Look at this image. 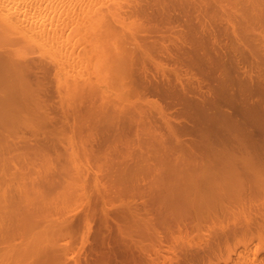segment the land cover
<instances>
[{"label": "rangeland", "instance_id": "1", "mask_svg": "<svg viewBox=\"0 0 264 264\" xmlns=\"http://www.w3.org/2000/svg\"><path fill=\"white\" fill-rule=\"evenodd\" d=\"M139 1L135 6L130 0L97 1L102 6L97 9L88 3L83 8L79 1L83 10L100 11L92 12L94 17L90 12L86 27L89 12L82 19V10L73 7V26L82 24L85 35L71 26L65 32H76L71 37L78 45L66 41L60 51L72 53L74 59L66 58L73 63L66 66L64 56L54 59L50 50L31 47L30 56L38 58L25 54L23 62L34 70L48 61L43 66L59 73L45 71L51 80L44 85L47 76L35 69L28 77L39 81V89H34L36 81L30 85L33 80L26 89L20 79L7 81L16 96L22 89L25 102L13 98L27 110L19 115L18 108L12 117L0 114V213L6 216L0 214V240L9 236L13 247H24L27 254L14 247L19 254L11 258L12 244L1 241L0 251L5 245L9 252L3 254L13 260L4 261L1 254L0 264H264V0ZM115 2L133 6L131 17ZM101 9H112L117 18L103 11L111 16L101 24ZM78 17L87 24H79ZM122 28L138 31L129 35ZM102 35L113 37L106 42L114 39V44H106ZM91 37L105 43L95 45L98 40ZM120 45L132 63L125 57L128 62L123 58L125 66H120ZM7 71L8 78L17 79L12 69ZM85 84L93 91L85 93ZM6 95L0 98L7 101ZM145 211L154 214L145 216L149 223ZM27 225L42 233L40 238L56 227L47 235L54 244L40 245L41 234L31 232L28 238ZM22 232L28 241L37 236L32 239L41 248L28 244Z\"/></svg>", "mask_w": 264, "mask_h": 264}, {"label": "bare ground", "instance_id": "2", "mask_svg": "<svg viewBox=\"0 0 264 264\" xmlns=\"http://www.w3.org/2000/svg\"><path fill=\"white\" fill-rule=\"evenodd\" d=\"M81 2V5H82V3L84 2V1H82V0H0V57L2 58V59H4L3 60V62L6 60V58H7V60H8V68L10 67V69H6V66H7V63L6 62H2V61H0L1 62V64H2V67H5V70H4V68H3V70L2 69H0V73H1V75H0V81H2L0 84H1V86L3 87H1L2 88V90H1V88H0V92L2 91V94L5 96L6 95V93H8L6 96H8V97H6V99H7V101H8V103H7V101H4V99H2V98H0V102L3 100L4 102H6V103H4V102H1V103H3V104H1L0 105V114L1 115H5V116H7L8 114H10V112H14V110H15V112L14 113H11L13 116H15V114L18 116V112H19V115L21 114L20 113V111H23V110H27V109H24L23 107H25L24 106V104H22V103H20V105H18V97H20V100H23V97L21 98V96L23 95V91H22V89H20L21 90V92L18 94V96H16V92H15V90H14V92H15V96H14V92H13V87L10 89V87L12 86H10L8 83H10L11 82V84L13 83V81H18L19 79H20V81L21 82H17V83H19V85H20V87H22L23 89H26V88H29V86L31 85V86H33V82H35L36 81V79L35 80H33V78H32V80H29V77H28V75H31L32 73H37V71H40V73H41V77H42V75H45V76H47V78H46V80H45V78H43V80H45V83H44V81H43V84L45 85V84H49V83H47V82H49L51 79L49 78V75H52V73H51V71H52V67L50 68V69H47L45 66H43V65H46L47 66V64H49V63H47L48 61H46L47 59L45 58V57H43V58H45L44 60L46 61V63L43 61V59H41V57L43 56V54H41V56L39 57V59H41L42 61H43V63L42 62H40L41 60H39V62H40V64H42V66L43 67H45L46 69H44L42 66H36L35 67V69H37V71L34 69L33 70V67L31 66V64H29L28 62H23V61H25V60H21V58L22 59H24V57H27V56H29V58L31 57L30 56V54H33V52H31V53H29L30 51H28L27 49H30L31 47H35V48H38L40 51L41 50H46V49H48V51L47 52H49V50L51 51V52H49V55H50V53H51V56H52V58H57V56H58V58L60 59L61 57H62V59H63V56H64V59L63 60H69V62H65L64 61V63L66 64V66H68L67 65V63H73V61H71L70 60V58H73L72 57V53H70L66 48V50L64 49V51H66V54H63V56H62V53H63V47L65 46V43H66V41L68 42L67 44H69V45H71V44H73V42L75 43V41L76 40H74L73 41V39H75V38H73L72 39V37L76 34V32H75V34L72 36V34H70V32L68 33L67 31H69V30H67L68 28H70L71 26L74 28V26H73V24L75 23L74 22V16L73 15H75V13H76V11L77 10H79L80 11V7L79 6H77V4L76 3H78V2ZM87 1H90V0H86V2H84L83 4V8H85V6H92L93 5V3H91V1L88 3ZM94 1V0H93ZM97 1L98 2H104V1H106V0H96V2H95V6L94 7H98L99 5L98 4H96L97 3ZM115 1V0H114ZM120 1H125V0H120ZM137 3H140V1L138 0H135ZM135 1H133V0H130V2H132V3H134V4H132L133 6H135ZM145 1V0H144ZM255 1H257V0H255ZM255 1H253L254 3H255ZM260 0H258L257 2H259ZM80 2H79V4H80ZM143 2V0H141V3ZM88 3V4H87ZM115 3H117V2H115ZM128 3V5H130V3H129V1L127 2ZM137 3H136V5H137ZM253 3V4H254ZM78 4V5H79ZM87 4V5H86ZM92 4V5H91ZM118 5L120 4V3H117ZM116 4V8L117 9H119V8H123V10H125L126 9V6H125V8H124V5H122V4H120L121 6H123V7H121L120 5L118 6ZM255 4H257V3H255ZM141 5V4H140ZM140 5L138 4V7L137 8H139L140 7ZM75 6H77L78 7V9H77V7H76V11H75V8H74V10H73V7H75ZM133 6H130V7H128L126 10H128V9H130L131 7H133ZM90 7L88 8L89 10H90ZM97 7H96V9H97ZM102 6L100 5V8H101ZM115 7L114 8H112V9H115ZM80 8V9H79ZM87 8L86 9H84V10H86V12L83 10V9H81L82 11L80 12V13H84L83 14V16L79 13V15H81L82 16V19H83V17H84V15L85 16H87V14H88V12H89V16H90V14L93 12H91V10L90 11H88L87 10ZM107 8V7H106ZM111 8V7H110ZM109 8V9H110ZM107 10V9H105V10H102L101 11V13H104L103 11H112V13L111 12H109V14L111 13V15H113V13H115V12H113V10L111 9V10ZM132 9V8H131ZM134 9V8H133ZM75 11V12H74ZM99 11L100 10H98L97 12L99 13ZM116 11V10H115ZM130 10H128L127 12H125V13H127V15H130L129 12ZM133 11V10H132ZM135 11V13H136V11L137 10H134ZM91 12V13H90ZM97 12H95V10H94V14L95 13H97ZM117 12V11H116ZM77 13H78V11H77ZM76 13V14H77ZM87 13V14H86ZM93 13H92V16L94 17V15H93ZM134 12L132 13L131 12V14H135ZM108 13H104L103 15L102 14H100V15H102V16H106ZM108 14V15H109ZM100 15H96V16H99L100 17ZM111 15H109V16H111ZM101 16V17H102ZM105 16H104V18H101V19H99V21L100 20H107V19H109L110 17H108V16H106V17H108V18H105ZM133 16V15H132ZM136 16V15H135ZM93 17H92V19H93ZM112 17H116L117 18V14L115 13V15H113V16H111V18ZM130 17H131V15H130ZM77 18V17H76ZM78 18H80V19H77V20H79V21H77V22H79V24H81L80 23V20H81V22L82 23H84V21L86 22V20L88 21V19H89V21H90V18H91V16L90 17H88L86 20H82L81 19V17H78ZM115 18V19H116ZM92 19H91V21H92ZM113 19V18H112ZM114 19V20H115ZM95 20H96V22H97V20L98 19H96V17H95ZM95 20H94V22H95ZM103 20L101 21L102 23L101 24H105V23H103ZM117 20V19H116ZM136 19H134V21H135ZM88 21V22H89ZM96 22H95V24H96ZM117 22H119L118 20H117ZM121 22V21H120ZM137 22V21H136ZM85 25L87 24V22L86 23H84ZM83 24V27L85 26ZM90 22L87 24V26L86 27H89L90 25ZM100 24V23H99ZM98 24V25H99ZM100 24V25H101ZM121 24V23H120ZM137 25H138V27H139V25L140 24H138V23H136ZM100 25H99V27H100ZM122 25V24H121ZM81 26H82V24H81ZM81 26H75V27H81ZM96 26H97V24H96ZM101 26H103V25H101ZM108 26H109V24H108ZM122 26H124V25H122ZM142 26V25H141ZM141 26H140V28H138V30L139 31H141ZM91 27H93V25H91ZM90 27V28H91ZM99 27H97V28H99ZM104 27V26H103ZM103 27H100V29L101 28H103ZM107 27V26H106ZM106 27H104V28H106ZM73 28H70V29H73ZM103 28V29H104ZM108 28V27H107ZM124 28H126L127 29V27H124ZM124 28H122V30L123 31H125L124 30ZM81 31L82 32H80V31H78L77 33L79 34V32L80 33H82V35H85V33H83L84 31H83V28L81 27ZM102 29V30H103ZM110 28H108V30H109ZM129 29V28H128ZM143 29V28H142ZM65 30H67L66 32H65ZM78 30V29H77ZM91 30H93V28L91 29ZM102 30H100V31H102ZM105 30V29H104ZM107 29H106V32L108 31ZM112 30V29H111ZM111 30H110V34L112 33L111 32ZM130 30H132V29H130ZM138 30H135V32L136 31H138ZM71 31V30H70ZM74 31V30H73ZM99 31V32H100ZM134 31V30H133ZM133 31H131V33L133 32ZM85 32H86V30H85ZM125 32H127V31H125ZM134 32V33H135ZM66 33H68V35L70 36V38H69V40H72V43L69 41V40H67L66 39V37H65V35H66ZM93 33H94V31H93ZM96 33V32H95ZM94 33V34H95ZM102 33H104L103 31L101 32V34ZM127 33H129V32H127ZM127 33H125V34H127ZM131 33H129V35L131 34ZM134 33H132L131 35H133ZM137 33V32H136ZM86 34H87V32H86ZM100 34V35H101ZM108 34V33H107ZM77 35V34H76ZM81 35V34H80ZM79 35V36H80ZM72 36V37H71ZM95 36V35H94ZM97 36V35H96ZM105 36H107V35H105ZM108 36H109V34H108ZM107 36V37H108ZM127 36V35H126ZM81 38L82 37H87V36H80ZM98 37V36H97ZM106 37V39H108V38H110V37H108L107 38ZM128 37H130V36H127V37H125V39L127 38L128 39ZM91 38H93V37H91ZM96 38V37H95ZM95 38H93V39H91V42L93 41V42H95L96 40H98V38H96V40H95ZM103 38V35L101 36V40H105V42H106V39H105V37H104V39H102ZM111 38H113V37H111ZM110 38V39H111ZM130 38H132V36L130 37ZM82 39H84V38H82ZM88 39H90V37L88 38ZM87 39V40H88ZM100 39V38H99ZM80 40V39H79ZM85 41V40H84ZM90 41V40H89ZM110 41V40H109ZM121 41V40H120ZM79 42V41H78ZM78 42L77 43H75V45L77 44L78 45ZM98 42V43H97ZM100 41L98 40V41H96V44L95 45H98V44H101V43H105V42H101V43H99ZM112 42V45L114 44L113 42H114V39H113V41H110V42H106V44H108L109 45V43H111ZM117 42V41H116ZM85 43H88L87 41L85 42ZM121 43V42H120ZM106 44H102V46L104 45V46H108V45H106ZM74 45V44H73ZM72 45V46H73ZM74 45V46H75ZM80 45V44H79ZM81 45H83V43L81 44ZM95 45H93V46H95ZM111 45V44H110ZM119 45V44H118ZM103 46V47H104ZM121 46V45H120ZM123 46V45H122ZM122 46L120 47V50H121V52H122V54L123 55H119L117 52H119L120 53V50L118 49L119 48V46H118V48L116 49V54H118L119 56H120V60H118V62H120V66H125V64L123 63L124 61H126V62H128L127 60H125V52L123 51V50H125L124 48H122ZM78 47V46H77ZM98 46H96V48H97ZM101 47V46H100ZM117 47V46H116ZM125 47V46H124ZM106 48H108V47H106ZM112 48V47H111ZM126 48V47H125ZM98 49H100L99 47H98ZM109 49H110V46H109ZM123 49V50H122ZM62 50V51H61ZM70 50V49H69ZM101 50V49H100ZM119 50V51H118ZM27 51V52H26ZM62 53H61V52ZM110 51V50H109ZM127 51V50H126ZM70 54H69V53ZM124 52V53H123ZM128 52V51H127ZM96 53V52H95ZM25 54H27V56L25 55ZM36 54V53H35ZM40 54V53H39ZM59 54H60V56L61 57H59ZM96 54H98V52L96 53ZM102 54V56H103V52L101 53ZM101 54H99V55H101ZM128 53H126V55H127ZM67 55H70L71 57L70 58H66V56ZM77 55V54H76ZM105 55V54H104ZM129 56H127L128 58H131V54L129 53L128 54ZM79 56V55H78ZM77 56V57H78ZM97 56V55H96ZM102 56L100 57V58H102ZM112 56V55H111ZM33 57H36V58H38V56H33ZM33 57H31V58H33ZM104 57V56H103ZM106 57V56H105ZM104 57V58H105ZM126 57V58H127ZM30 58V59H31ZM66 58V59H65ZM79 58H81V57H79ZM79 58H78V60H79ZM100 58H98V59H100ZM103 58V59H104ZM107 58H109V57H107ZM123 58H124V61L122 62V60H123ZM2 59H0V60H2ZM33 59H35V58H33ZM74 59V58H73ZM106 59V58H105ZM105 59H104V61H105ZM119 59V58H118ZM19 60V61H18ZM36 60V59H35ZM38 60V59H37ZM49 60V59H48ZM63 60H62V63H63ZM67 60V61H68ZM83 60V59H82ZM111 60L112 61H114L112 58H111ZM110 60V61H111ZM130 61L132 60V58L131 59H129ZM22 61V62H21ZM75 61H76V59H75ZM99 61V60H98ZM101 61V60H100ZM99 61V62H100ZM106 61H107V59H106ZM105 61V62H106ZM49 62H50V60H49ZM80 62H82V61H80ZM123 64H122V63ZM125 62V63H126ZM52 63V62H51ZM76 63H78V62H76ZM85 63V62H84ZM100 63H103V61L102 62H100ZM100 63H98L97 64V66H100V65H102V64H100ZM108 63V62H107ZM110 64L109 65H111V62H109ZM131 63H132V61H131ZM130 63V64H131ZM6 64V65H5ZM100 64V65H99ZM104 64V63H103ZM106 64V63H105ZM115 64V63H114ZM130 64H128L127 63V66L129 65V66H131ZM5 65V66H4ZM54 65V64H53ZM77 65V64H76ZM75 65V66H76ZM49 66H51V64L50 65H48V68H49ZM77 66H79V65H77ZM108 66V65H107ZM106 66V67H107ZM0 67H1V65H0ZM1 67V68H2ZM70 67H71V65H70ZM73 67H74V64H73ZM72 67V71H73V69L75 70V68H73ZM101 67V66H100ZM100 67H99V69H100ZM106 67H105V69H106ZM112 67H114L113 66V63H112V66L110 67L111 69H113ZM109 68V67H108ZM117 68V67H116ZM121 68V67H120ZM125 68V67H124ZM12 69V71H10L11 72V74H12V72H13V74H15L16 75V80L15 79H13L12 77H9L8 78V75L5 73V72H8L7 70H11ZM43 69V70H42ZM57 69V68H56ZM70 69V68H69ZM101 69H102V67H101ZM104 69V70H105ZM114 69H115V67H114ZM114 69L113 70H111V72L112 71H114ZM47 70H51L49 73V75H47L48 73L47 72H45V71H47ZM55 70V69H54ZM104 70H99V71H101L102 73H103V71ZM109 70V69H108ZM2 71V72H1ZM5 71V72H4ZM60 71V70H59ZM106 71V70H105ZM116 71V70H115ZM6 74V76H5V74ZM53 72V71H52ZM55 72V71H54ZM53 72V73H54ZM58 72V71H57ZM57 72H55V75H56V73ZM70 72H71V70H70ZM100 72V73H101ZM108 72V71H107ZM107 72H105V73H107ZM110 72V71H109ZM108 72V75H110L109 76V78L111 77V73H109ZM117 72V71H116ZM2 73L4 74V78L5 79H7V80H4V78L2 77L1 78V76H3L2 75ZM42 73H46V74H42ZM59 73V72H58ZM61 73V72H60ZM9 74V73H8ZM38 74H39V72H38ZM10 75V74H9ZM100 75V74H99ZM104 75V74H103ZM107 74H105V76H106ZM11 76V75H10ZM26 76V78H24ZM57 76H58V74H57ZM87 76V75H86ZM94 76H95V74H94ZM113 76H114V74H113ZM7 77V78H6ZM22 77V78H21ZM53 77V76H52ZM51 77V78H52ZM66 77V76H65ZM85 77V76H84ZM103 77V76H102ZM102 77L101 78H99V79H97V77H96V79L98 80V81H96V79H95V77H94V80L97 82V83H100V82H102ZM107 78H108V76H106ZM67 78V77H66ZM92 78V77H91ZM91 78H88L87 79V81L88 80H90ZM106 78V79H107ZM10 79V82H8L7 83V81ZM13 79V80H12ZM24 79H27V82L25 83V81H23ZM68 79V78H67ZM93 79V78H92ZM91 79V80H92ZM31 82V84L29 85V81ZM48 80V81H47ZM69 80V79H68ZM93 80V81H94ZM105 79H104V77H103V81H104ZM108 80V79H107ZM70 81V80H69ZM75 81V80H74ZM84 81H85V79H84ZM86 81V82H87ZM6 82V83H5ZM23 82L25 83V84H28V87H25V85L23 84ZM29 82V83H28ZM39 81L37 80L36 81V85H34L35 87H34V89H39L40 87H37L36 88V86H39L37 83H38ZM60 82V81H59ZM89 83H90V81H88ZM88 82H87V84H88ZM96 82H94L95 84H96ZM105 82V81H104ZM3 83V84H2ZM16 83V84H17ZM33 83V84H32ZM8 85V87L9 88H5V85ZM40 84V83H39ZM70 84V83H69ZM76 86H77V90H78V92H79V88L80 87H78V85H77V83H74ZM73 84V82H72V85H74ZM87 84H85V86L87 85ZM91 84H92V81H91ZM53 85V84H52ZM51 85V86H52ZM75 85L74 86H72V87H74V89L76 88L75 87ZM27 86V85H26ZM42 86V85H41ZM70 86V85H69ZM68 85H67V87H69ZM88 86V89L89 90H91L92 88H89V87H91V86H93V84L90 86V84L89 85H87ZM7 87V86H6ZM58 87H59V85H58ZM94 87V86H93ZM48 88V87H47ZM47 88H43V89H46L47 90ZM54 88V87H53ZM52 88V89H53ZM70 88V87H69ZM86 88V87H85ZM8 89H9V91H8ZM42 89V90H43ZM50 89H51V87H50ZM88 89L85 91V93L86 92H92L93 91V89L91 90V91H88ZM19 90V91H20ZM42 90H40V92H42ZM69 89H67V91H68ZM71 90V89H70ZM8 91V92H7ZM34 91V90H33ZM36 91V90H35ZM34 91V92H35ZM30 92H32V90H30ZM40 92H38L39 94H40ZM44 92H46L45 90H44ZM43 92V93H44ZM47 92H50V91H47ZM51 92H53L52 90H51ZM12 93V94H11ZM33 93V92H32ZM38 93H35L36 94V96H37V94ZM75 93V92H74ZM76 93H77V91H76ZM1 94V95H2ZM54 94V93H53ZM78 94V93H77ZM1 95H0V97H1ZM9 95H10V97H9ZM42 95V94H41ZM81 95H82V93H81ZM92 95L94 96V94L92 93ZM96 95H97V93H96ZM77 96V95H76ZM79 96V95H78ZM78 96L76 97V98H78ZM13 97H17V98H13ZM34 97V96H33ZM40 97V96H39ZM38 97V98H39ZM66 97V96H65ZM64 97V98H65ZM89 97H90V95H89ZM99 97V96H98ZM103 97V96H102ZM5 98V97H4ZM13 98V99H12ZM41 98H42V96H41ZM83 98V97H82ZM88 98V97H87ZM94 98H95V96H94ZM9 99H11L10 100V102H9ZM46 99V98H45ZM81 99V98H80ZM93 99V98H92ZM104 99V98H103ZM108 99V98H107ZM123 99V98H122ZM17 101V104H15L16 103V101ZM35 100V99H34ZM44 100V99H43ZM105 100H106V98H105ZM15 101V103H13V102ZM24 101V100H23ZM85 101V100H84ZM108 101V100H107ZM25 102V101H24ZM100 102V101H99ZM114 102V101H113ZM90 103V102H89ZM10 105V106H8V105ZM14 104L16 105V106H19V107H17V108H15L14 107ZM72 104V103H71ZM71 104H70V106H71ZM92 104V103H91ZM121 104V103H120ZM4 105H5V107L6 108H4ZM13 105V106H12ZM21 105H23V107H21ZM26 105V104H25ZM94 105V104H93ZM12 106V107H11ZM28 106V105H27ZM2 107V108H1ZM7 107H8V109H9V107H10V111L7 109ZM67 107V106H66ZM68 107H69V105H68ZM98 107V106H97ZM114 107V106H113ZM3 108H4V110H3ZM20 110H19V109ZM23 108V109H22ZM72 108V107H71ZM89 108V107H88ZM3 111H2V110ZM16 109H18V110H16ZM30 109V108H29ZM33 109V108H32ZM102 110V109H101ZM9 111V112H8ZM18 111V112H17ZM91 111H93V110H91ZM94 111H95V108H94ZM96 111H98V110H96ZM104 111V110H103ZM3 112V113H2ZM7 112V113H6ZM6 113V114H5ZM22 113H24V111L22 112ZM11 114H10V116L8 115V117H12L11 116ZM17 188V187H16ZM18 190V189H17ZM21 192V191H20ZM18 193V192H17ZM23 193V192H22ZM26 193V192H25ZM24 193V194H25ZM14 194V193H13ZM28 193H26L25 194V196L27 195ZM2 195V191H1V193H0V196ZM8 193L6 194V198H8ZM17 195V194H16ZM3 196H4V194H3ZM13 195H11V197H12ZM21 196V195H20ZM19 195L17 196V198L18 197H20ZM14 197V196H13ZM5 198V199H6ZM16 198V197H15ZM22 198V197H21ZM26 198H27V196H26ZM8 199H10V198H8ZM19 199V198H18ZM28 199V201H29V198H27ZM27 199H24V201L25 200H27ZM156 199V198H155ZM198 199V198H197ZM7 200V199H6ZM12 200L13 201H15L13 198H12ZM174 200H176V199H174ZM4 200L2 199V202H3ZM9 203L11 202V201H9V200H7ZM16 201H18V200H16ZM15 201V202H16ZM150 201H151V199H150ZM157 200H155V202H156ZM165 201V200H164ZM195 201H197V200H195ZM8 202H7V205H8ZM23 202V201H22ZM27 202V201H26ZM180 202V201H179ZM29 203V202H28ZM27 203V204H28ZM196 203V202H195ZM202 203V202H201ZM200 203V204H201ZM6 204V203H5ZM12 204H13V202H12ZM15 204V203H14ZM127 204V203H126ZM177 204H179L180 205V203H177ZM177 204H175V205H177ZM196 204H198L199 205V202L198 203H196ZM1 205V204H0ZM10 205V204H9ZM125 205V204H124ZM11 206V205H10ZM147 206V205H146ZM162 205H160V206H158L159 208L161 207ZM204 206V205H203ZM162 207H164V206H162ZM3 209V208H2ZM5 209V208H4ZM13 209H15V208H13ZM119 208H117L116 210H118ZM144 210H146V209H144ZM144 210H142V211H144ZM152 210V209H151ZM160 210H162V208H160ZM159 210V211H160ZM163 210H164V208H163ZM166 210V209H165ZM195 210V214H198V212L196 213V209H194ZM197 210H198V208H197ZM8 212V211H7ZM11 212V211H10ZM12 212H13V210H12ZM115 212V211H114ZM172 212V211H171ZM14 213V212H13ZM117 213V212H116ZM140 213H142V212H140ZM145 213H146V211L144 212V213H142V214H144L143 215V217L145 218V216L147 215V213H146V215H145ZM162 213H163V211H162ZM167 213V212H166ZM199 213H200V211H199ZM1 215H2V213H0ZM152 213H148V215L150 216ZM1 215H0V217H1ZM165 215V214H164ZM169 215H171V214H169ZM173 215V214H172ZM171 215V216H172ZM3 216V215H2ZM115 216V219L113 220V221H115V222H117L118 221V219H116L117 218V216H118V214H116V215H114ZM140 216H141V214H140ZM149 216H146V218L148 219V218H151V217H149ZM152 216H153V218H154V214H152ZM165 216H167V215H165ZM4 217V216H3ZM3 217H2V220H3ZM6 217V216H5ZM4 217V218H5ZM17 217V216H16ZM21 217V216H20ZM20 217H18L17 219H20ZM107 217V219H108V216H106ZM142 217V218H143ZM170 217V216H169ZM119 218H120V215H119ZM143 218V219H144ZM145 218V219H146ZM152 218V219H153ZM171 218V217H170ZM146 219V220H147ZM196 219H198V217H196ZM1 220V219H0ZM1 220V221H2ZM146 220L144 221V223H147L148 222V220H147V222H146ZM0 221V222H1ZM6 221V220H5ZM37 221V220H36ZM64 221H66V220H64ZM121 221V220H120ZM134 221V220H133ZM68 223L69 222H71L70 220L69 221H67ZM121 222H123V220L121 221ZM141 222H142V219H141ZM149 222H151L150 220H149ZM148 222V223H149ZM2 223H4V222H2ZM7 223H8V221H7ZM7 223H6V227H7ZM16 223V222H15ZM14 223V224H15ZM64 223V222H63ZM133 223V222H132ZM135 223V222H134ZM143 223V222H142ZM39 224V223H38ZM66 224V223H65ZM71 224V223H70ZM187 224V223H186ZM193 224V223H192ZM15 225H17V224H15ZM69 225V224H68ZM1 226H2V224H1ZM20 226V225H19ZM33 226V225H32ZM53 226H55V225H53ZM52 225H50V227H48L49 229H51L52 227H53ZM3 227H4V224H3ZM5 227V228H6ZM17 227H18V225H17ZM20 227H22V226H20ZM44 227V226H43ZM46 227V226H45ZM44 227V228H45ZM60 227H64V225H61L60 224ZM68 228L70 227V225L69 226H67ZM30 228H31V225H30ZM47 228V227H46ZM64 228H66V227H64ZM192 228V227H191ZM1 229V228H0ZM14 229L16 230V227H14ZM23 229V228H22ZM27 229L28 230H30L29 229V226L27 225ZM32 229H33V227L31 228V230H30V233L28 232L27 234H25V232L23 233V236L22 237H24V239L26 238V236L29 238V236H30V234H31V232H32ZM43 229V228H42ZM41 229V232L43 231ZM2 230H4V231H1V232H3V234L5 235V236H7L8 235V233L7 232H5L6 231V229H2ZM19 230H20V228H19ZM46 231H45V239L47 238V237H49V239L47 238V240H46V242H44L45 241V239H44V237L43 238H40V237H42V233H40V232H38V233H36L35 234V232H32V234H35V235H37L38 236V234H41L40 236H35L34 237V235H32L33 237H34V239L36 238V240L37 241H43V243H45V244H47V242H48V244H50V245H53L54 243L53 242H55L54 241V239H53V242H52V239H50L51 238V236L49 235V236H47L48 234H49V232H50V234L52 233V232H54L55 230H56V227H53V229H51V230H49L48 231V233H46L47 232V230L48 229H45ZM53 230V231H52ZM17 232H18V229L16 230ZM40 231V230H39ZM7 233V234H6ZM22 233H21V235H22ZM44 233V232H43ZM56 233V232H55ZM2 234V233H1ZM2 234V236H4ZM18 234H20V233H18ZM24 234L26 235V236H24ZM54 234V233H53ZM29 235V236H28ZM9 236H7V238H8ZM33 237H31V240H29L28 241V238H26L27 240V242H28V244H30V242H31V244L30 245H33V243H34V247L36 248H41V246L39 247L38 246V244H37V241L35 242L32 238ZM0 238H1V236H0ZM6 237H5V239L4 240H7V242H9V244H12L13 242H10L11 241V239H9V241H8V239H7ZM2 239V238H1ZM39 239H43V240H39ZM3 240V241H4ZM34 242H33V241ZM1 241L2 240H0V243H1ZM2 241V242H3ZM13 241V240H12ZM38 242V243H39ZM52 242V243H51ZM42 243V244H43ZM2 244V243H1ZM0 244V245H1ZM5 243H3V245H4ZM14 244V243H13ZM13 244L10 246V247H12V250H11V254H10V256H12L11 258H17V256L15 257V255L17 254H21V255H23V253L24 254H27V252L25 251V249H24V247H23V249H18V246H17V248L15 247V245H14V247L16 248V252H18V250L20 251L19 253H16V252H14L13 251V249H14V247H13ZM40 245H41V242L39 243ZM36 245V246H35ZM8 246V245H7ZM7 246H6V248H7ZM8 246V249L10 248ZM20 246V245H19ZM45 246V245H44ZM4 247H5V245H4ZM4 247H1V249L3 250H5V248ZM21 248V247H20ZM2 250L0 251L1 253H0V255H1V257L2 256H4V257H2V259L4 258V261H5V258L6 257H8L9 259H11L10 258V256H6V255H4L3 253L4 252H9V251H4L3 250V252H2ZM13 251V252H12ZM15 254V255H14ZM1 257H0V260H2L1 259ZM21 257V256H20ZM9 259H8V261H9ZM11 260H13V259H11ZM3 261V260H2ZM6 261H7V259H6ZM0 263H1V261H0ZM6 263V262H5ZM4 264V263H3Z\"/></svg>", "mask_w": 264, "mask_h": 264}]
</instances>
